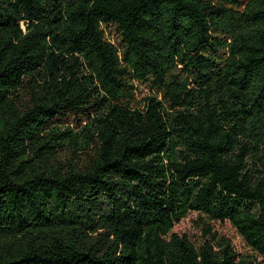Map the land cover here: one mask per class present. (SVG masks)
I'll return each mask as SVG.
<instances>
[{"label":"trees","instance_id":"16d2710c","mask_svg":"<svg viewBox=\"0 0 264 264\" xmlns=\"http://www.w3.org/2000/svg\"><path fill=\"white\" fill-rule=\"evenodd\" d=\"M257 258L264 0H0V264Z\"/></svg>","mask_w":264,"mask_h":264},{"label":"rangeland","instance_id":"374dc122","mask_svg":"<svg viewBox=\"0 0 264 264\" xmlns=\"http://www.w3.org/2000/svg\"><path fill=\"white\" fill-rule=\"evenodd\" d=\"M208 225L211 227L212 231H215L218 235L225 237L231 244L233 250L239 256H254L227 222H209ZM171 233L183 235L192 244H198L201 240V233L200 224L196 214L188 213L185 218L181 219L172 226ZM256 261L258 264H263L259 258H257Z\"/></svg>","mask_w":264,"mask_h":264}]
</instances>
